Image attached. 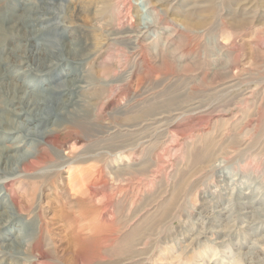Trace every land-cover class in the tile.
<instances>
[{
  "label": "rangeland",
  "instance_id": "374dc122",
  "mask_svg": "<svg viewBox=\"0 0 264 264\" xmlns=\"http://www.w3.org/2000/svg\"><path fill=\"white\" fill-rule=\"evenodd\" d=\"M145 1L154 9L149 16L144 0L48 1L55 17L48 37L57 38L63 25L84 43L88 57L67 67L79 68L91 85L78 127L59 147H44L87 156L77 165L86 174L88 204L72 209L75 225L62 219L76 198L68 196L69 171L56 170L57 157L35 169L48 176L0 181V200L19 204L0 228V264H236L230 260L238 254L237 264H264V0ZM25 3L27 13L39 6L0 0L6 26ZM149 19L160 37L152 35L155 48L136 56L122 35ZM112 32L120 39L106 44ZM14 36L9 30L0 43V154L23 141L1 129L17 120L6 113V100L22 89L39 97L45 83L60 84L66 67L39 72L20 64L12 51L22 54L23 42ZM230 75L239 80L233 89ZM8 85L17 88L8 92ZM0 177L12 178L2 170ZM31 184L33 197L24 196ZM80 227L87 250L75 255L72 230ZM18 236L40 250L26 242L11 250Z\"/></svg>",
  "mask_w": 264,
  "mask_h": 264
},
{
  "label": "bare ground",
  "instance_id": "6f19581e",
  "mask_svg": "<svg viewBox=\"0 0 264 264\" xmlns=\"http://www.w3.org/2000/svg\"><path fill=\"white\" fill-rule=\"evenodd\" d=\"M48 1H54V0H38L39 6L38 5L33 6L30 9L29 13L25 11L29 3L22 4L19 9L17 8V10L20 11V14L14 15L15 18L12 19L13 24H10V26H12L10 28L8 27L9 25L6 26V24L4 23L5 22L3 20L4 18H1L2 20L0 19V39H1L0 43L4 42V38L2 37L3 36L6 37L7 31L9 30L16 33L14 39L17 38L18 41L22 40L21 43L23 42V45H20L24 47L22 54L18 55L12 51L13 55H16L17 58H20L18 60L20 64L26 65L30 67L32 70H36L39 72H44L56 64L58 65L64 64L66 66L64 67V69H62V78L60 84L51 85L44 82L45 85L41 86L39 89V93H40L39 97H34L35 95H31L29 92H26V90L22 89L20 90L21 93L20 97L14 94L12 97L6 100V105L8 104L9 106H11L10 108L5 109L6 113H9L17 120L15 121L10 120L9 123V119H7L6 124L8 125V129L4 127H2L1 129L5 133H10V132L20 133L21 138H23V141L22 140L19 142L15 141L17 142L16 144L12 145L9 148L6 147V149L1 150V151L5 150V152L7 153L0 154V170L6 172L7 174H11L12 178L0 177V181L4 180L6 182V180H10V179L12 180H21L23 178L27 179L34 175H38L39 177H42V174L44 176L46 172L37 173L35 169L40 165H43L45 163L46 164L50 163L51 161H53V158L57 157V161H58L57 164L59 165V168H57L56 170L61 171L63 170V168L64 169L68 168L69 171L66 182V189L68 191V196L69 198L71 197L76 198L75 202L74 201L69 202V204L71 205L73 204V207L65 209L62 213V219L65 220V222L68 225L73 226L76 224L77 220L73 218L74 214L72 212V209H74L75 207L77 209H82L85 205L88 204L87 197L89 195L88 194L89 190L84 188L87 180L86 174L85 171L79 168L77 165V162L86 160L87 156L86 155L82 157L81 156L73 157L68 155L61 156L59 155V152L65 153V150H59L58 152V151H53V149L50 147H55V146L59 147V142L62 139V137L64 138L67 135V131L69 129H73V128L76 129L78 127L77 124L78 113L82 112V109L86 106L87 102L85 100L86 96H84V93L85 91H87L86 89L89 88V85H91L90 84L91 81H86L85 79L77 75V73H75V71L79 70V68L67 67L70 66L69 63H74L75 65H79L83 60H85L88 57L87 55H85L86 50L83 45L84 43L76 40L75 37L70 38L68 36L69 32L67 31L68 27L63 25H61V29H60L61 34H58L59 38L57 37L51 39L48 37L49 34H52L51 29L53 27L55 28V26L47 25L51 20L53 21V19H55L52 13L48 12L47 9ZM144 7L148 16L153 13L154 9L150 7L149 1L146 2L144 0ZM26 13L28 14L27 17H26ZM43 14H47L45 18L38 19V17ZM31 16H34V18L31 19ZM33 19H35L36 22H32V24H30L31 22L29 20H33ZM40 22L43 23V25L40 28H37V24ZM144 24L143 27H140V25L142 24H139L138 30L133 32V34H129L127 36H124V34L122 35L125 38L128 37L127 40L131 45L130 49L133 50L136 56L137 55L141 56L142 53L143 54L147 53L146 51L153 46L154 39L153 38H152L153 40L151 39L152 35L153 37L156 38L157 36H159L158 32L155 31L157 29L155 27L156 25L155 26L152 25L154 24L153 19H149L145 21ZM152 28H155V30ZM113 36L116 37L115 33L113 32L108 33L107 35H104L103 41H106V44H108L109 41L110 43H112L111 41H114L113 43H115L117 42L116 40L120 39V37L115 38ZM66 37L67 39L68 38L69 39L67 40ZM159 37L158 39H160ZM126 46L129 47L127 44ZM160 49L161 52L164 51L162 50V48ZM1 64L3 63L0 60V65ZM230 77L233 76L230 75ZM236 79L237 78L234 77L232 79L229 78V82H228L229 88L232 87L235 88L234 87L235 83L239 81V80L236 81ZM43 80L46 79L44 78ZM8 82L9 80L6 83ZM11 86H13L15 89L17 88V86L15 85H8L9 87L7 89L8 92ZM236 86H238V84ZM239 86L241 87V84ZM30 87L32 89L34 88V86H30ZM236 88L239 89V87ZM245 91L243 90L244 93ZM252 93L253 91L250 92V95H252ZM139 97L141 96H138V98ZM241 97H243V95ZM14 106H16L19 109V111H16L15 108L13 109ZM143 121L145 124H148L147 122H145L148 120H143ZM47 123L49 124L46 125ZM34 138H37L38 142H36L37 140H35ZM34 143L36 144L35 146L38 149H35V146L31 147V145L33 146ZM44 145H50V147H44ZM243 145L246 144L244 143ZM25 148L26 150H24ZM19 152L21 153L16 155V153ZM71 155L73 154L71 153ZM13 162L16 163L18 166L15 169L12 168ZM50 171L51 170L47 172L50 173ZM45 175L48 176V174ZM21 181H18V185L19 184L23 185ZM28 186H23L24 196L25 195L27 196L29 194L31 197H33L34 192L37 190V186L35 184H31V186L29 187ZM82 189L85 191H83ZM7 199L8 200L5 199L0 200V206L3 205L2 207L6 209V211L0 213V228L5 226L8 220L12 219V216L15 215L14 210L17 211L19 210L18 203H15L13 199L9 196H7ZM31 200L32 199L29 198L28 203H30ZM244 205H246L244 209L253 207V203L250 202H244ZM70 214L73 215L71 216ZM42 229L43 227L38 225L37 235L39 236L38 237L39 240H41ZM85 229L86 228L80 227V229L75 228L72 230L73 233L76 232L74 234L75 237H72L73 242H71L74 247V251L76 252L75 255H81L85 253V251L87 250L86 240L81 235V231ZM25 242L28 243V248H30L31 251L33 248L36 249L38 247L39 248L38 250H40L41 248L39 243L37 244V246L32 247L30 246L31 243L29 241H24L23 239L20 238V236H18V239L10 240L9 243L10 249L14 250L16 248H22ZM235 257L237 259L235 258L232 260L233 258L232 257L230 261L235 262L237 264L238 261L240 260V255L239 254L237 256L235 255Z\"/></svg>",
  "mask_w": 264,
  "mask_h": 264
}]
</instances>
